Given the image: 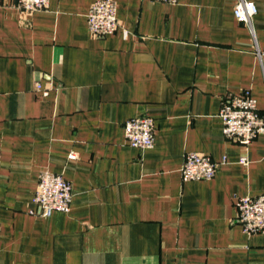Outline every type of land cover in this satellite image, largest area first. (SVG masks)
Masks as SVG:
<instances>
[{
	"label": "crops",
	"instance_id": "0c3cea01",
	"mask_svg": "<svg viewBox=\"0 0 264 264\" xmlns=\"http://www.w3.org/2000/svg\"><path fill=\"white\" fill-rule=\"evenodd\" d=\"M95 1L25 14L0 0V264H264V234L236 209L264 194V135L242 147L219 116L249 90L264 118V0H247L251 26L240 0H114L105 38L88 27ZM141 116L152 149L126 140ZM190 152L219 164L214 179L183 182ZM44 171L72 184L69 213L38 215Z\"/></svg>",
	"mask_w": 264,
	"mask_h": 264
},
{
	"label": "built area",
	"instance_id": "2783aa9c",
	"mask_svg": "<svg viewBox=\"0 0 264 264\" xmlns=\"http://www.w3.org/2000/svg\"><path fill=\"white\" fill-rule=\"evenodd\" d=\"M25 14L45 11L50 0H14ZM175 4L178 0H156ZM117 4L114 0H96L87 14V23L91 34L105 38L119 29ZM238 21L252 25V19L258 13L255 3L240 0L235 7ZM125 31V35H126ZM42 86L37 85V91ZM45 94L47 92L45 91ZM223 122V135L242 147L248 148L260 136L264 135V118L260 114L256 99L249 90L226 98L219 113ZM125 137L130 146L138 149H152L155 143V123L150 117L141 116L128 120L124 126ZM77 156L70 155L74 160ZM240 163L248 164L246 156ZM219 164L205 154L190 152L185 155L181 170L183 182L210 181L214 179ZM73 201V187L62 175L44 171L39 177L34 202L38 215L50 217L54 212L69 213ZM237 222L247 235L264 234V194L258 197H240L236 201Z\"/></svg>",
	"mask_w": 264,
	"mask_h": 264
}]
</instances>
